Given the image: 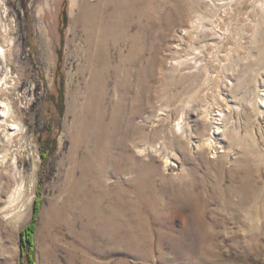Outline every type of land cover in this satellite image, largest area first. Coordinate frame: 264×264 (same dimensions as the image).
<instances>
[{
    "label": "rangeland",
    "instance_id": "374dc122",
    "mask_svg": "<svg viewBox=\"0 0 264 264\" xmlns=\"http://www.w3.org/2000/svg\"><path fill=\"white\" fill-rule=\"evenodd\" d=\"M160 2L139 57L136 168L115 152L106 190L81 205L103 192L104 214L81 215L62 204L68 109L91 78L76 47L82 2L0 0V264H32L21 233L36 199L35 264H264V225L250 231L235 206L264 204V0ZM114 200L117 239L101 222Z\"/></svg>",
    "mask_w": 264,
    "mask_h": 264
},
{
    "label": "bare ground",
    "instance_id": "6f19581e",
    "mask_svg": "<svg viewBox=\"0 0 264 264\" xmlns=\"http://www.w3.org/2000/svg\"><path fill=\"white\" fill-rule=\"evenodd\" d=\"M182 1L177 0L175 3L178 10H183ZM81 2L84 9L73 21L78 22L83 30V45L76 47L77 50L84 51L83 65L90 70L91 78L86 83L85 94L80 93L77 85V95L74 94L68 109L73 116V123L67 125L66 132L72 140V148L68 156L70 167L64 179L63 188L67 192L62 206L72 214L80 207L81 215H97L103 213L98 204L103 192L96 194L98 198L87 207H81L83 195L89 192L91 194V190L96 189L95 186L106 190L103 188V176L106 175L107 165L117 164L114 153L117 152L119 157L126 159L125 162L133 161V168H136V153H131V149L133 147L134 150L136 146L139 57L142 51L149 52L153 48L150 9L158 12L163 5L160 0ZM75 6L79 8L77 0ZM164 24L167 27L171 25L166 21ZM44 44L47 48L46 39ZM0 51L1 74L8 69L10 60L5 51ZM149 60L151 59L147 57L145 62ZM111 83L113 86H110ZM84 145L89 150L83 156L80 150ZM125 150H128V155ZM116 170L119 172V168ZM151 186L152 183L147 181L146 185L138 187L141 197L147 196L145 191L151 189ZM119 200L112 202V213L101 219L104 229L109 227L111 236L115 239L122 237ZM237 204V214L241 215L250 231L260 227V224L264 225V204L258 195H254L253 212L245 207L247 201L244 195Z\"/></svg>",
    "mask_w": 264,
    "mask_h": 264
},
{
    "label": "trees",
    "instance_id": "16d2710c",
    "mask_svg": "<svg viewBox=\"0 0 264 264\" xmlns=\"http://www.w3.org/2000/svg\"><path fill=\"white\" fill-rule=\"evenodd\" d=\"M38 199H36V203L34 206V213L32 216V219L30 222L26 225V227L23 229L21 235H22V241H23V249L27 248V256L32 264L34 263V257H35V249H34V233L36 228V217L38 213V206H37Z\"/></svg>",
    "mask_w": 264,
    "mask_h": 264
}]
</instances>
